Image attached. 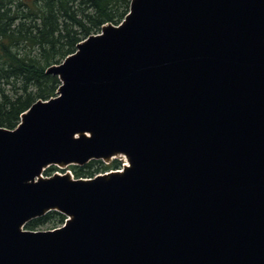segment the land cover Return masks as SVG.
<instances>
[{
	"label": "water",
	"instance_id": "1",
	"mask_svg": "<svg viewBox=\"0 0 264 264\" xmlns=\"http://www.w3.org/2000/svg\"><path fill=\"white\" fill-rule=\"evenodd\" d=\"M46 72L0 127V264H264V0H131Z\"/></svg>",
	"mask_w": 264,
	"mask_h": 264
},
{
	"label": "trees",
	"instance_id": "2",
	"mask_svg": "<svg viewBox=\"0 0 264 264\" xmlns=\"http://www.w3.org/2000/svg\"><path fill=\"white\" fill-rule=\"evenodd\" d=\"M131 0H0V127L15 128L37 99L56 95L60 80L46 72L76 49L78 42L118 24ZM75 177L118 168L117 160L70 165ZM55 167L45 169L50 175ZM65 216L55 210L29 220L24 228L57 227Z\"/></svg>",
	"mask_w": 264,
	"mask_h": 264
},
{
	"label": "rangeland",
	"instance_id": "3",
	"mask_svg": "<svg viewBox=\"0 0 264 264\" xmlns=\"http://www.w3.org/2000/svg\"><path fill=\"white\" fill-rule=\"evenodd\" d=\"M122 159H123V156L122 155H116L113 158H111L108 162L109 163H112V161L117 160L119 162V167L118 168H111L109 170H114V169L121 170V168H122V166H121L122 164L121 163L124 160V159L123 160ZM107 163H105V164H107ZM52 166L55 167V169L53 171H58L60 173H65L67 170H71V171L73 170V169H71L70 164L69 165H66V166L65 165L64 166L63 165H60V167H63V168H59V165H55V166L52 165ZM44 171H43V176H48V175L45 174ZM100 173H102V172H100ZM25 229H27V228H25ZM47 229H53V227L52 226H49V225H43V226H40L37 230H47Z\"/></svg>",
	"mask_w": 264,
	"mask_h": 264
},
{
	"label": "bare ground",
	"instance_id": "4",
	"mask_svg": "<svg viewBox=\"0 0 264 264\" xmlns=\"http://www.w3.org/2000/svg\"><path fill=\"white\" fill-rule=\"evenodd\" d=\"M19 124V123H18ZM118 155V154H117ZM97 174H101L100 172L99 173H96L95 175H97ZM95 175H93V176H95Z\"/></svg>",
	"mask_w": 264,
	"mask_h": 264
}]
</instances>
